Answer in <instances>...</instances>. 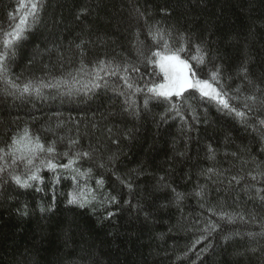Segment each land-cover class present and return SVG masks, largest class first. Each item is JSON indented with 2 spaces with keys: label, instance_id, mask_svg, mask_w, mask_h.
Returning a JSON list of instances; mask_svg holds the SVG:
<instances>
[{
  "label": "trees",
  "instance_id": "obj_1",
  "mask_svg": "<svg viewBox=\"0 0 264 264\" xmlns=\"http://www.w3.org/2000/svg\"><path fill=\"white\" fill-rule=\"evenodd\" d=\"M17 6L18 0H0V28L19 22L9 20V13L22 15L14 11ZM136 8L151 13L146 15L148 23L159 21L174 37L183 32L206 40L211 62L201 75L206 77L209 68L221 65L225 91L239 97L233 105L242 109L243 97L254 91L237 75L246 61L249 78L264 85V0H44L39 22L29 19L26 38L10 64V78L17 83L43 79L55 84L69 72L75 75L79 60L70 43H78L81 37L92 42L86 45V63L105 55L134 60L138 31L140 39L151 44L145 19L137 16ZM121 83L113 77L109 88L89 96L45 88L37 97L10 94L0 82V146L25 127L43 142L55 140L60 152L68 149L69 139L78 138L76 148L99 149L93 160L81 163L83 168H93L89 184L95 187V178L102 176L101 191L118 199L106 208L96 204L95 210L68 205L71 179L61 178L53 185L47 169L41 171L45 181L40 192L0 184V264H264L259 251L264 239L257 235L264 217L257 190L264 195V178L251 180L246 173L255 164L241 169L239 160L230 155L237 152L246 160L254 157L257 163L264 162V139L253 128L264 120V109L252 111L248 123L241 124L214 102L197 100L193 107L198 120L185 109L187 124L179 118L161 122L164 106L152 102L145 109L141 94L135 97L140 115L124 112V98L112 91ZM237 86L240 93L235 92ZM112 138L119 143L113 144ZM209 144L218 150L215 163L224 173L223 183L201 176L211 163L206 159ZM113 154L116 159L109 168L107 157ZM101 160L105 168L98 167ZM232 175L244 180L229 187ZM118 176L131 182V191ZM161 176L186 194L207 183L209 205L224 202L226 211L255 213L257 220L246 216L247 222L218 221L215 232L202 233L205 222L217 217L191 195L177 206L171 190L158 186ZM53 197V210L42 213L38 206L51 204ZM25 204L29 214H18ZM107 211L114 213L109 219H105ZM201 235L206 238L192 248ZM250 248L257 252L247 251Z\"/></svg>",
  "mask_w": 264,
  "mask_h": 264
},
{
  "label": "snow or ice",
  "instance_id": "obj_2",
  "mask_svg": "<svg viewBox=\"0 0 264 264\" xmlns=\"http://www.w3.org/2000/svg\"><path fill=\"white\" fill-rule=\"evenodd\" d=\"M44 7V0H18V6L14 10L22 15L9 13V20L18 23H10L9 29L0 28V82L10 89V94L19 93L21 96L35 95L40 97L45 88L64 89L62 94L73 95L79 94L89 96L96 92L97 89L109 88V81L116 77L121 84L112 88V91L124 98L123 111L133 116H139L140 112L136 105L135 97L138 94L143 95V107L148 109L149 104L155 102L157 105L164 106V112L160 113L161 122L169 119L179 118L184 124V110L187 109L192 115L193 120H198V116L193 107V102L207 103L214 102L220 111L233 115L239 119L241 124L248 123V115L254 110L264 109V85L255 83L249 78L247 61L238 69L237 75L242 76L248 86L254 89L250 94L243 97L244 103L242 109L232 104V100L239 99L238 96H230L225 91V85L222 82V66L215 64L209 68L207 76L201 75L203 67L211 61V53L207 47L206 40H197L193 36L183 32L174 37L173 31L161 25L159 21L148 23L146 14L141 9L136 8L135 12L138 17L145 19L146 34L151 40L149 45L145 40L140 39L139 31L136 33V40L133 44L135 59L130 60L125 57L123 60H117L115 56L97 57L92 62L86 63L87 56L86 45L92 42L81 37L79 42H71L70 49L75 50V56L79 60V67L75 69V75L71 72L63 79L57 80L55 84L40 80H27L23 83H17L10 78V64L15 59L16 51L26 36L25 33L29 26V19L32 23H38L39 13ZM161 12H167L161 9ZM84 14L82 10L81 15ZM170 14V13H168ZM79 15L77 19H79ZM60 59L64 60L63 53H60ZM215 59L214 56L211 57ZM69 63L71 59L69 58ZM31 63V61L29 62ZM47 68V65H45ZM19 80V77L16 78ZM235 92L240 93L241 88L237 86ZM198 94V97H197ZM61 125L58 124L57 127ZM95 127V126H93ZM189 129L191 125H188ZM255 131L260 132L264 139V120L259 121V128L253 126ZM51 130V129H49ZM111 133V129H108ZM127 138V136L125 137ZM61 140L64 138L61 137ZM113 144H118V139L112 138ZM79 139H69L68 149L60 152L57 149L56 141L43 142L40 135H33L28 127L20 132L13 134L10 141L0 146V184L15 185L18 189H35L40 192L44 189L40 185L44 184L45 177L41 175L43 169L52 173L51 183L58 184L61 178L71 179L72 190L67 193L66 203L81 209L93 208L99 204L102 207L118 203L116 196L110 193H104L105 181L103 177L95 178V187L89 184L94 179L93 168H83L81 163L85 160H93L94 153L98 148L84 150L76 148ZM218 150L211 144L207 146L206 159L211 163L210 166L202 170L201 176L206 181L212 183H223L221 177L224 173L216 167ZM229 155V153H225ZM232 157L239 160L241 169L255 164V167L246 173L251 180L256 181L258 178H264V162L257 163L255 158L246 160L237 152L230 153ZM116 159L115 154L107 157L108 167L111 168L112 162ZM66 160V162H64ZM99 168H105L103 160L98 164ZM115 174V173H113ZM120 183L130 191L132 184L121 177H117ZM244 180L243 176L232 175L229 180V187L239 185ZM159 187L170 189L173 194V203L179 206L187 195L194 196L200 203L201 208L207 206V211L211 216L217 217V221L207 220L202 233L211 235L219 228L218 221H227L235 223L237 220L247 222L245 217L250 216L251 221L255 222L257 216L255 213L228 212L225 210L226 204L218 202L216 205L208 204L207 183L197 185L192 193H182L165 182V177H160ZM260 202L264 205V195L261 190H257ZM127 203V201H125ZM40 211L51 212L55 207V197L49 205H39ZM167 207V205H163ZM18 214L28 215V206L25 204L22 208L17 209ZM114 215L112 211H107L105 219ZM261 232L257 235L264 239V217L260 222ZM252 236V233H249ZM204 235L194 241L192 248H195ZM228 239V237H225ZM191 249H189L190 251ZM206 249H201L205 251ZM252 253L257 252V248L247 249ZM261 256H264V244L259 249ZM186 255V253H185ZM236 255H243L237 252ZM199 258V257H198Z\"/></svg>",
  "mask_w": 264,
  "mask_h": 264
}]
</instances>
